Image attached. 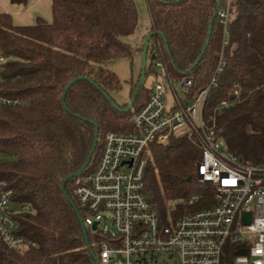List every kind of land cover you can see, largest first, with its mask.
Returning a JSON list of instances; mask_svg holds the SVG:
<instances>
[{
    "label": "trees",
    "instance_id": "trees-1",
    "mask_svg": "<svg viewBox=\"0 0 264 264\" xmlns=\"http://www.w3.org/2000/svg\"><path fill=\"white\" fill-rule=\"evenodd\" d=\"M11 2L27 5L29 0ZM147 4L150 31L156 33L146 75L156 73L157 63L175 80L189 75L193 86L186 96L195 99L210 85L222 55L225 63L210 88L205 113L216 116L217 134L230 151L246 162L264 163V0H232L224 47L218 0ZM52 15L51 21L39 16L33 24L17 25L10 13L0 12V52L6 59L0 66V93L21 101L0 105V181L15 190L17 232L32 243L15 250L0 242V264H96L79 220L87 211L75 196L74 178H67L88 159L95 138L92 121L99 140L84 173L96 168L108 132H136L128 117L149 97L150 89L139 86L140 79L130 81L131 99L139 87L131 110L126 111L129 103L112 96L122 82L109 62L133 56L125 39L138 28L134 0H52ZM223 100L230 106L215 112ZM143 156L145 192L162 223L216 203L212 186L194 185L202 156L196 131L174 133L165 144L152 142ZM196 194L200 201L187 205ZM25 205L29 210L21 209ZM86 229L99 255L101 236ZM247 251L243 241L228 243L222 264H233L235 256Z\"/></svg>",
    "mask_w": 264,
    "mask_h": 264
},
{
    "label": "built area",
    "instance_id": "built-area-1",
    "mask_svg": "<svg viewBox=\"0 0 264 264\" xmlns=\"http://www.w3.org/2000/svg\"><path fill=\"white\" fill-rule=\"evenodd\" d=\"M231 7L232 0H223L217 10L223 47L229 40ZM5 61L0 52V66ZM224 63L221 55L210 85L195 99L186 96L193 86L191 76L175 80L157 63L161 80L152 83L145 104L128 117L136 132H108L96 168L74 177L75 196L87 211L84 224L101 236L100 264H222L227 244L241 241L248 251L235 256L233 264H264V163L246 162L230 151L217 134L216 116L205 113L210 88ZM20 103L0 93V105ZM230 104L221 101L215 112ZM193 130L202 148L197 177L213 187L216 203L164 224L145 192L143 154L152 142L165 144L172 134ZM14 196L15 190L1 180L0 242L19 250L32 243L17 232ZM199 201L196 194L185 203ZM246 213L251 214L249 223ZM95 222L97 229L92 230Z\"/></svg>",
    "mask_w": 264,
    "mask_h": 264
},
{
    "label": "rangeland",
    "instance_id": "rangeland-1",
    "mask_svg": "<svg viewBox=\"0 0 264 264\" xmlns=\"http://www.w3.org/2000/svg\"><path fill=\"white\" fill-rule=\"evenodd\" d=\"M138 11V28L137 31L126 37V41L131 45L133 50L132 58L118 57L112 59L108 67L115 71L122 82V88L112 92V96L120 103H129L131 101V80L137 82L140 79L143 66V54L138 47H142L147 34L151 30V17L147 0H134ZM0 12H7L13 16L14 23L17 25H27L36 22L37 17H43L47 21H51L52 15V0H29L27 5L15 4L11 0H0ZM151 63L150 53L147 60V65ZM157 74L149 72L144 80L143 85L150 87L155 81L161 80V71L156 67ZM170 100V97H169ZM194 185L202 188L207 184L201 180H194Z\"/></svg>",
    "mask_w": 264,
    "mask_h": 264
},
{
    "label": "water",
    "instance_id": "water-1",
    "mask_svg": "<svg viewBox=\"0 0 264 264\" xmlns=\"http://www.w3.org/2000/svg\"><path fill=\"white\" fill-rule=\"evenodd\" d=\"M219 6H220V0H218V8H219ZM218 8H217V10H218ZM216 13H217V12H216ZM155 33H156L155 31H150V32L147 34L146 38H145V42H144V45H143V51H142V54H143V66H142V73H141V78H140V81H139V86L143 83V80H144V78H145V76H146L147 60H148V56H149V45H150V39H151L152 35H154ZM208 43H209V39L206 40L205 46L203 47V50H202V53L206 50V47H207ZM152 57L154 58V57H155V54H152ZM200 57H201V55H200ZM196 63H197V62H195L193 65H195ZM78 79H79V78H76V79L72 80V81L67 85V87H66V89H65V93L63 94V97H65L66 92L69 90L70 86H71L72 84H74L75 81H77ZM138 89H139V87H138ZM138 89L136 90L135 94L133 95L131 101L129 102V105H128V107L126 108V111H129V110H131V109L133 108V106H134V102H135V99H136V95H137V93H138ZM106 96H107V98H108L109 100H111V97H110L108 94H106ZM112 104H113L115 107L119 108V107H118V104H116L114 101H112ZM92 123H93V124L95 125V127H96V128H95V138H94V143H93V146H92V148H91V151H90V154H89V156H88V159H87L86 163H85V164H84V165H83L78 171H76V172L73 173L71 176H69V178H67V180H68V179H71V178H74L75 176H78L79 174L83 173L84 170L86 169L87 165L90 163L93 154H94L95 151H96V147H97L98 140H99V129H98V125H97V123H96L95 121H92ZM67 180H66V181H67ZM66 181H65V182H66ZM65 182L63 183V189H64V187H65ZM64 193H65V195L67 196L68 200L71 202V204H72L75 208H77V207H76V204L74 203V201L72 200V198L67 194V192H66L65 190H64ZM244 218H245V222H246V223H249L250 220H251V214H250V213H246L245 216H244ZM79 220H80V223H81V225H82L83 232H84V234H85V239H86L87 247L91 250V254L95 257L96 264H100L99 259H98L97 255H96L95 251H94L93 248H92V245L89 243V238H88V235H87V229H86V226H85V224H84L83 218H82V217H79ZM97 225H98V222H95V223L92 225V230H96V229H97Z\"/></svg>",
    "mask_w": 264,
    "mask_h": 264
},
{
    "label": "crops",
    "instance_id": "crops-1",
    "mask_svg": "<svg viewBox=\"0 0 264 264\" xmlns=\"http://www.w3.org/2000/svg\"><path fill=\"white\" fill-rule=\"evenodd\" d=\"M138 49H139V47H138ZM157 67V66H156ZM158 68V67H157ZM161 71V70H160ZM155 74H157V76H158V73L156 72Z\"/></svg>",
    "mask_w": 264,
    "mask_h": 264
},
{
    "label": "snow or ice",
    "instance_id": "snow-or-ice-1",
    "mask_svg": "<svg viewBox=\"0 0 264 264\" xmlns=\"http://www.w3.org/2000/svg\"><path fill=\"white\" fill-rule=\"evenodd\" d=\"M233 183H234V181H233Z\"/></svg>",
    "mask_w": 264,
    "mask_h": 264
}]
</instances>
